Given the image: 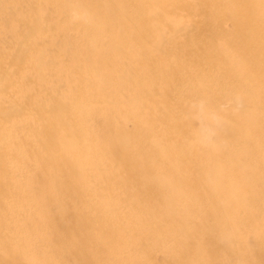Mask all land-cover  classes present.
Listing matches in <instances>:
<instances>
[{
  "label": "bare ground",
  "instance_id": "obj_1",
  "mask_svg": "<svg viewBox=\"0 0 264 264\" xmlns=\"http://www.w3.org/2000/svg\"><path fill=\"white\" fill-rule=\"evenodd\" d=\"M263 180L264 0H0V264L43 248L41 193L47 264H223Z\"/></svg>",
  "mask_w": 264,
  "mask_h": 264
},
{
  "label": "rangeland",
  "instance_id": "obj_2",
  "mask_svg": "<svg viewBox=\"0 0 264 264\" xmlns=\"http://www.w3.org/2000/svg\"><path fill=\"white\" fill-rule=\"evenodd\" d=\"M191 4H195L196 0H189ZM177 19L182 18L180 15H176ZM181 31L177 32L179 36ZM151 47V46H150ZM146 47L138 46L137 53L139 55L144 54ZM147 54V53H146ZM107 86L106 82H102L101 88L105 89ZM124 118L129 117L128 112H124ZM195 120L194 115L191 117ZM94 121L97 125L100 140L102 143L107 146L111 153H114L116 148L115 144L112 141L113 128H118V123L116 116L112 115L110 118H106L105 115H96ZM69 133H72V127H67ZM21 162L26 170L33 171V162L26 158V155H20ZM264 186V180L262 181ZM260 198L263 201H260V219L257 222V225H249L242 227L240 224H235V241L222 243H216L219 247L220 261L223 264H254L253 256L256 254H262V259L264 260V192L262 191ZM40 206L42 207V222L43 224V234H42V246L43 248L38 251L31 253L33 259V264H47L50 259V254L54 251L55 240L54 237V226L52 222L55 220L58 213L57 202L50 197L49 194L41 193L40 194Z\"/></svg>",
  "mask_w": 264,
  "mask_h": 264
}]
</instances>
